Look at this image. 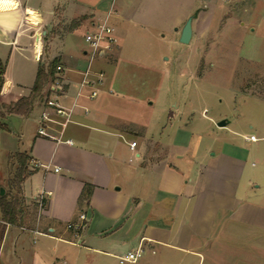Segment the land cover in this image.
Instances as JSON below:
<instances>
[{
    "label": "crops",
    "instance_id": "obj_1",
    "mask_svg": "<svg viewBox=\"0 0 264 264\" xmlns=\"http://www.w3.org/2000/svg\"><path fill=\"white\" fill-rule=\"evenodd\" d=\"M167 1L0 0V60L8 58V68L12 55L25 51L24 56L35 63V81L42 59L36 58L37 52L48 62L59 59L64 89L55 96L72 109V116L63 131L53 123L51 132H62L63 140L73 142L38 135L43 111L64 121L47 108V96L37 101L28 117L8 112L18 96L31 91L18 94L8 89L5 70L3 88L8 94L2 98L0 188L15 169L9 160L14 153H28L33 169L34 161L44 166L35 168L23 183L22 223L7 225L0 240V264H120L118 257L140 244L145 255L126 264H201L221 214L226 221L247 222L250 215L249 220L261 222L264 208L244 197L264 196L250 193L254 175L247 171L246 157L223 149L201 154L190 143L195 127L193 118L185 117L191 112L186 102L174 105L173 111L171 104L166 108L132 97L130 82L112 73L122 61L131 62L128 40L135 25L148 32L161 31V9ZM188 1L186 15L172 23L176 41L188 17L208 7ZM104 20L119 39L109 58L93 55L87 44L78 48L73 38L82 26L86 32ZM86 72L94 81L100 72L104 74L95 98L88 97L93 86L78 95ZM135 110L147 113L145 121L131 116ZM252 135L246 140L264 138L254 135L251 140ZM86 184L93 189L89 200H81ZM81 214L86 220L81 221ZM70 222L83 226L69 228Z\"/></svg>",
    "mask_w": 264,
    "mask_h": 264
},
{
    "label": "rangeland",
    "instance_id": "obj_2",
    "mask_svg": "<svg viewBox=\"0 0 264 264\" xmlns=\"http://www.w3.org/2000/svg\"><path fill=\"white\" fill-rule=\"evenodd\" d=\"M167 2L161 9V31L148 32L135 25L128 40L131 62L122 61L112 73L130 82L127 86L132 97H144L166 108L171 104L173 111L174 105L186 102L191 112L184 116H191L195 127L191 145L201 154L222 149L243 154L247 171L254 175L250 193L262 195L264 138L249 142L246 136H264V0H198L199 6L208 7L196 10L193 38L188 44L176 41L172 23L186 15L190 3ZM152 12L155 15L156 11ZM73 38L78 48L86 47L85 27L79 28ZM116 50L97 56L109 58ZM25 54H13L8 68V58L3 60L6 87L18 94H27L34 82L35 63ZM41 58L47 64L44 55ZM97 62L110 69L105 62ZM17 83L21 84L19 88ZM204 109L207 116H203ZM140 111L135 110L131 116L145 121L147 113ZM179 120L174 121L178 124ZM222 120L227 124L220 127ZM167 128L170 130V125ZM0 135L5 136L1 128ZM244 197L248 203L264 208V196ZM220 216L213 243L204 250L201 264H264V217L258 218V223L249 220L250 215L247 222H227L223 214Z\"/></svg>",
    "mask_w": 264,
    "mask_h": 264
},
{
    "label": "trees",
    "instance_id": "obj_3",
    "mask_svg": "<svg viewBox=\"0 0 264 264\" xmlns=\"http://www.w3.org/2000/svg\"><path fill=\"white\" fill-rule=\"evenodd\" d=\"M58 65V58H54L47 64L40 62L30 94L27 96H18L17 100L8 108V112L28 117L32 113L37 101L45 96H49V87L56 78L55 73ZM5 70L6 66L4 62L0 60V126L2 127V119L5 117L2 98L4 95L8 94L3 88ZM9 160L11 161V166L14 165L15 169L12 170L7 185L1 186V188H4L5 192L4 194H0V211L2 215V222L0 223V240L8 224L21 225L25 202L23 183L35 170V168L33 169L30 167V155L26 152H16L9 157ZM92 189L93 186L91 184H86L81 200H89Z\"/></svg>",
    "mask_w": 264,
    "mask_h": 264
},
{
    "label": "built area",
    "instance_id": "obj_4",
    "mask_svg": "<svg viewBox=\"0 0 264 264\" xmlns=\"http://www.w3.org/2000/svg\"><path fill=\"white\" fill-rule=\"evenodd\" d=\"M85 42L88 47L91 49L93 55H98L106 52H110L113 48H117L119 39L116 35L115 28L109 24L106 20L93 24L86 32H85ZM41 53H36V58L38 60L41 59ZM63 68L61 65H58L56 68L55 80L49 87L50 94L46 99V106L48 109H51L54 114L58 116H62L64 121L58 122L53 117H51V113L49 110L43 111L41 115V121L37 129V133L40 136L51 138L57 142H66L68 144H73L72 140H63L61 133L55 135L53 132V123H58L62 127V131L65 129L67 124L71 121L72 109H68L63 106L55 96L60 93L63 89V83L59 74L62 72ZM89 72H86L85 78L81 81L79 85L78 95L81 96L82 90L87 86H93L91 92L88 94L89 98H95L98 96L99 90L96 88V85L101 84L103 82L104 74L103 72L99 73L97 80H92L89 77ZM251 140H255V136L252 135L250 137ZM135 146L132 144L131 149L134 150ZM33 166L35 168L44 166L39 161H34ZM59 168H56L58 171ZM1 189V188H0ZM44 196H40V205L42 206V202L44 200ZM81 221L86 220V215H80ZM82 224H75L70 222L68 224L69 228L80 229ZM146 248L143 244H140L139 247L135 250H131L126 252L125 254L119 256L120 264L133 263L138 261L141 257L145 255Z\"/></svg>",
    "mask_w": 264,
    "mask_h": 264
},
{
    "label": "water",
    "instance_id": "obj_5",
    "mask_svg": "<svg viewBox=\"0 0 264 264\" xmlns=\"http://www.w3.org/2000/svg\"><path fill=\"white\" fill-rule=\"evenodd\" d=\"M197 17V11L188 17L185 25L182 28L181 35L179 41L183 44L190 43L193 36V20ZM227 124L226 120H222L219 122V126H225ZM4 188L0 189V194H4Z\"/></svg>",
    "mask_w": 264,
    "mask_h": 264
}]
</instances>
